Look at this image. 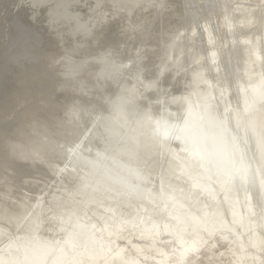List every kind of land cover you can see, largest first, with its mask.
Returning <instances> with one entry per match:
<instances>
[{
    "label": "bare ground",
    "instance_id": "6f19581e",
    "mask_svg": "<svg viewBox=\"0 0 264 264\" xmlns=\"http://www.w3.org/2000/svg\"><path fill=\"white\" fill-rule=\"evenodd\" d=\"M33 3L0 0V264H264V0Z\"/></svg>",
    "mask_w": 264,
    "mask_h": 264
},
{
    "label": "rangeland",
    "instance_id": "374dc122",
    "mask_svg": "<svg viewBox=\"0 0 264 264\" xmlns=\"http://www.w3.org/2000/svg\"><path fill=\"white\" fill-rule=\"evenodd\" d=\"M215 244H216L217 246H216V245H213V249L216 250V251L223 247V244L220 243L219 241H217ZM214 246H215V247H214ZM225 252H226V253H225ZM225 252H224V254H221V255H220L221 258H219V259H220V260H225V261H226L225 263H222V264H229L228 261L226 260L227 251L225 250ZM222 256H223V257H222ZM222 258H223V259H222ZM201 259L204 260V256H202ZM220 260H219V261H220Z\"/></svg>",
    "mask_w": 264,
    "mask_h": 264
},
{
    "label": "snow or ice",
    "instance_id": "6c2138e0",
    "mask_svg": "<svg viewBox=\"0 0 264 264\" xmlns=\"http://www.w3.org/2000/svg\"><path fill=\"white\" fill-rule=\"evenodd\" d=\"M32 7L33 8L39 7V0H36V3H33Z\"/></svg>",
    "mask_w": 264,
    "mask_h": 264
}]
</instances>
